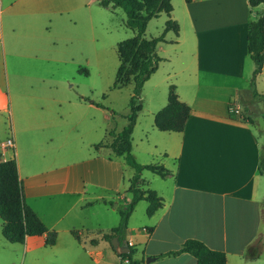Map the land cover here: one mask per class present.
<instances>
[{
    "label": "crops",
    "instance_id": "1",
    "mask_svg": "<svg viewBox=\"0 0 264 264\" xmlns=\"http://www.w3.org/2000/svg\"><path fill=\"white\" fill-rule=\"evenodd\" d=\"M79 1L0 0V14H5L0 18V37L22 31L31 35L28 19L21 24L29 15L34 21L53 17L54 39L67 44L58 52L68 55ZM261 10V4L251 7L247 0H182L178 15L173 10L165 14L176 22L177 34L167 31L171 36L165 38V33V41L155 46L159 63L169 66L159 83L166 92L173 85L177 99L190 111L182 131H158L152 125L143 135L146 147H138V163H156L168 170L163 178L148 170L139 174L137 186L152 190L162 201L137 226H130V218L137 208L141 210V202L145 214L144 200L135 204L128 217L125 239L139 264H194L186 252L155 257L178 249L187 238L223 252L225 264H264V175L257 170L259 149L264 148V137L259 136L264 134L260 121L264 125V112L255 120L243 106L254 97L253 91L264 97V52L260 72L252 80L254 63L246 41L248 24ZM150 87L153 91L156 84ZM166 92L154 100L152 118L164 105ZM65 99L41 98V107H33L32 112L21 103L14 117L7 107L1 109L8 113L4 126L13 140L12 157L24 203L47 229L56 232L49 246L43 244L44 235L26 237L21 243L23 256L43 254L48 248L46 259H35V264H100L105 257L116 264L112 259L115 256L120 262L116 251L102 237L112 227L103 229L83 218L96 204L103 210L107 200L124 202L134 171L108 147L90 153L76 146L63 148L69 135L91 134L83 145L106 143L107 139L97 141V128L109 120L93 101ZM7 152L0 148L3 160L11 158Z\"/></svg>",
    "mask_w": 264,
    "mask_h": 264
},
{
    "label": "rangeland",
    "instance_id": "2",
    "mask_svg": "<svg viewBox=\"0 0 264 264\" xmlns=\"http://www.w3.org/2000/svg\"><path fill=\"white\" fill-rule=\"evenodd\" d=\"M79 2L81 3L80 11H76L77 18L74 20V26L70 27V32L75 37L71 41V51L68 55L58 52L65 49L67 44H61L54 39L53 17L34 21L29 15L21 19V24L28 19L27 24L32 29L31 35H25L22 31L4 34L0 37V148L2 141L9 137L4 126L9 119L8 113L1 112V109L4 106L7 107L11 112V114L9 112L10 116L14 117L21 103L25 104L26 110L32 112L34 108L41 107L43 101L41 98L81 97L84 101H93L95 105L102 107L109 120L107 123L103 122V128H97V141L107 139L109 142L111 138H105V136L108 133H118L126 124L125 115L129 111L128 100L131 85L118 88L113 87L112 84L118 65L116 43L133 36L134 31L125 25V14L121 8L114 10L103 8L97 4L96 0H80ZM170 3L172 14L178 15L182 0H170ZM4 15V13L0 14L1 20L5 18ZM167 19L168 17L163 13L150 19L146 23L144 37L158 36ZM169 36L171 33L165 34V38ZM168 67L167 63H159L157 71L149 77L148 86H145L141 92V111L131 135L135 157L132 152L131 154L135 161L141 160L138 147H146L143 135L145 130H149L153 125L150 110L154 107V100L160 93L166 92L163 83H159V79ZM154 83L156 88L152 91L150 85ZM243 104L244 110L251 113L250 116L255 120L264 112V105L259 96L251 97L248 103L244 101ZM63 107H66V104ZM260 121L264 127L263 119ZM154 133L159 135L158 132ZM90 135L89 133L80 137L69 135L67 142L64 138L63 148L69 149L76 146L83 152H95L96 147L83 145ZM259 136L264 137V134ZM149 139L152 140L150 136ZM100 151L107 150L101 149ZM7 154L6 156L13 158L11 152L8 151ZM2 157L0 154V160H3ZM145 175L151 177L149 172H145ZM155 179L159 181V178ZM152 185L155 186V183L153 182ZM127 197L129 198L128 193ZM122 203L107 200L106 209L103 210L101 205L96 204L85 211L83 219L87 223L98 224L103 229L114 227L118 222V208ZM143 206L144 202H141L138 206L141 210L137 208L138 210L132 214L130 226H137L139 221L147 219ZM97 210L100 212L91 214ZM126 235L127 231H125V237ZM45 251L46 253L43 254L35 251L33 254L23 256L21 243H10L0 233V264H35L33 262L35 259H46L50 250L45 248ZM112 257L116 264H122L115 259V256ZM110 260L105 257L100 264H111Z\"/></svg>",
    "mask_w": 264,
    "mask_h": 264
},
{
    "label": "trees",
    "instance_id": "3",
    "mask_svg": "<svg viewBox=\"0 0 264 264\" xmlns=\"http://www.w3.org/2000/svg\"><path fill=\"white\" fill-rule=\"evenodd\" d=\"M249 6L261 4L262 10L258 17L248 24L246 36L247 51L254 63L252 80L260 72L264 52V0H247ZM100 7L110 10L118 7L125 14V25L134 31V35L116 43L118 65L115 70L113 87L131 85L129 96V111L125 115L126 124L118 133L111 134L109 142L95 144L94 147H108L115 157H121L123 163L134 171L130 178L126 199L118 208V222L110 231L103 234L108 241L114 238L119 245L128 248V252L117 254L122 264H139L132 257L133 249L125 239L126 225L133 207L139 200L146 202L145 215L151 216L162 204L152 190L140 189L137 186L139 174L148 170L163 178L168 170L156 163L140 164L131 154L130 134L134 126L137 112L140 110V93L143 83L156 70L161 58L155 53L158 42H164V34L172 31L177 34V24L174 20L164 22L161 33L152 38L144 37L146 23L159 16L169 15L172 10L170 0H97ZM253 96H259L264 105V97L253 91ZM189 107L177 99L173 85H168L164 105L153 114V127L158 131L180 132L184 128L189 115ZM257 170L264 175V148L259 149ZM0 233L10 243H23L26 237L44 235L43 244L52 245L56 238L54 230L47 229L29 206L24 203L22 182L18 178L14 158L0 160ZM113 251L114 248L111 246ZM180 252L189 253L195 260L194 264H225L224 253L207 248L201 241L193 238L185 239L178 249L156 255H174Z\"/></svg>",
    "mask_w": 264,
    "mask_h": 264
},
{
    "label": "water",
    "instance_id": "4",
    "mask_svg": "<svg viewBox=\"0 0 264 264\" xmlns=\"http://www.w3.org/2000/svg\"><path fill=\"white\" fill-rule=\"evenodd\" d=\"M110 244L114 248V250L116 251L117 254H122V253L128 252V248L125 246L119 245V243L114 238H112L110 240Z\"/></svg>",
    "mask_w": 264,
    "mask_h": 264
},
{
    "label": "built area",
    "instance_id": "5",
    "mask_svg": "<svg viewBox=\"0 0 264 264\" xmlns=\"http://www.w3.org/2000/svg\"><path fill=\"white\" fill-rule=\"evenodd\" d=\"M13 140L11 137L5 138L1 143V149L7 150L13 154Z\"/></svg>",
    "mask_w": 264,
    "mask_h": 264
}]
</instances>
